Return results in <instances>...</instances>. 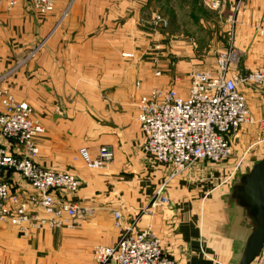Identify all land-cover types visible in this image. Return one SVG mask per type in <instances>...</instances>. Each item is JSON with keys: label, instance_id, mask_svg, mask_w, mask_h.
<instances>
[{"label": "crops", "instance_id": "crops-1", "mask_svg": "<svg viewBox=\"0 0 264 264\" xmlns=\"http://www.w3.org/2000/svg\"><path fill=\"white\" fill-rule=\"evenodd\" d=\"M208 1L211 0H61L55 14L38 20L47 29L44 36L37 19L28 11L17 7L8 10L0 5L1 83L34 108L46 129L38 139L41 165L69 171L81 180L78 192L65 195V199L95 208L94 217L70 234L82 246H113L118 241L113 211L120 208L127 216H137L171 174L168 166L155 162L143 151L137 102L141 95L166 87L172 79L165 72L163 57L155 52L156 45L141 36L129 41V29L135 31L141 20L152 17L156 10L177 19L181 10L188 11V16L196 14V8L206 10ZM215 1L223 2L224 25L233 30L234 45L244 52V70L261 68L264 38L258 36L257 28L264 22V0H243L238 9H234L238 0ZM64 6H70L68 17L57 26ZM21 34L28 38L22 43L16 41ZM36 44L40 47L34 58L16 63ZM182 64L172 68L179 71ZM156 71L165 74L160 78ZM136 83L141 87L136 89ZM238 141L235 150L240 154L248 140L241 136ZM105 145L110 147L113 161L101 170L88 169L78 150L87 147L92 158H96ZM254 146H259V150L246 160L249 163L264 157V141ZM233 166L193 164L168 181L169 207L159 209L153 217L140 219V228L151 227L177 264H232L230 247L217 241L208 221L203 222L202 218L203 210L212 215L213 202L230 184L218 183L203 190L205 195L194 187L198 182H207L215 171ZM14 176L18 181L13 183L15 190H31L19 175ZM3 224L6 225H0L13 233L0 229V238L8 237L12 242L66 234L43 231L23 238L7 223ZM263 261L264 253L258 264Z\"/></svg>", "mask_w": 264, "mask_h": 264}, {"label": "built area", "instance_id": "built-area-1", "mask_svg": "<svg viewBox=\"0 0 264 264\" xmlns=\"http://www.w3.org/2000/svg\"><path fill=\"white\" fill-rule=\"evenodd\" d=\"M21 1L0 0V5L12 10ZM26 2L37 14L49 15L61 0ZM69 8L63 16L68 15ZM152 25L166 26V22L157 14ZM257 34L264 38V22L258 26ZM36 52L37 49L33 50L30 57ZM240 58L239 52L229 49L219 54L216 73L192 71L186 95L174 89L155 88L139 97L137 119L144 135L143 150L157 163L168 166L171 174L152 202L134 218H128L121 209L113 211L120 238L114 246L94 249L96 264H177L151 227L140 228V219L153 217L159 209L169 207L166 186L170 179L197 162H226L233 155L234 135L245 125L256 123L240 86L264 89V62L257 70L241 71ZM44 133L32 108L26 102L16 101L8 90L0 89V224L11 225L22 237L48 230H74L95 214L93 206L65 199V195L75 194L81 188L78 177L35 162L39 156L36 142ZM7 140L21 147V154L10 153L12 144H2ZM79 157L90 170L104 169L113 161L107 146H101L96 158H92L88 148H81ZM14 174L30 186L29 192L15 190ZM234 175L235 168L225 179L226 185Z\"/></svg>", "mask_w": 264, "mask_h": 264}, {"label": "rangeland", "instance_id": "rangeland-1", "mask_svg": "<svg viewBox=\"0 0 264 264\" xmlns=\"http://www.w3.org/2000/svg\"><path fill=\"white\" fill-rule=\"evenodd\" d=\"M241 1L243 0H238L234 9H236V7L238 9L240 7ZM222 5L223 2L221 1L211 0L208 1L206 4L207 11L196 8V14L188 16L185 15L188 13V11L185 10L183 12V10H181L180 11L181 15L177 19H174L171 15H164L163 12L156 10V12L152 17L143 18V20H141L140 22V26L136 27L135 31L129 29L130 34L127 35L128 37H131L129 41L131 42L133 40L137 41L139 39L138 37L141 36L143 37L142 39H145L147 42L150 43V45L152 44L156 45L157 47L155 51L156 54L158 56L161 55V57H163L162 61L165 64L164 65V69L166 70L165 72L166 74H169L168 76L170 77V79H172L170 83L163 89H174L180 94H185L186 92H188L190 87V73L194 70L216 73L218 68L217 59L219 54L229 49L236 50L237 52L240 53L241 58L238 67L239 70L254 71V70H244L243 68L244 67L243 57L245 55L242 50H240L234 45V41H233L234 33L231 32L233 30L231 28H227L224 25L225 16L222 15L225 14L224 13L225 11L222 14V9H221ZM66 8H67L66 6L63 7L62 14L57 22V26L60 25L62 21L68 17V15L63 16L64 12H66ZM16 9L28 11L30 14L35 16V19H37L38 24H39L38 20L43 21L47 19L49 16L55 14L56 12L55 10L54 13L49 15H39L35 11H33V9L28 5L26 0H22L21 4ZM231 12L233 14L235 10L232 9ZM157 14H160L163 17V19L166 22V26L163 25L161 27H155L152 25V18L155 17ZM227 18L228 17H226V19ZM228 19L230 20L231 18L229 17ZM198 20L199 22H197ZM39 27H40V34L44 36L47 29L44 30L40 26V24ZM25 30L26 28L23 27V34L25 33ZM30 32H31L30 34L31 40H34L35 38V36L33 37L34 32L31 29ZM23 34L19 35L18 39L16 40L17 42L20 41L22 43L23 40L28 39V38L24 39ZM45 39L46 38H44V40ZM13 40H15V38ZM39 47L40 46L36 44L32 48H30L26 54L27 56L24 57L21 56L19 60H16V63L17 61L23 63L24 61H26V58H31L30 54L32 53V51L35 49L39 50ZM262 58H264V54ZM180 63L183 64L182 67L179 69V71L177 69L172 68L179 65ZM157 72H160V75H158V77L160 78L165 74L164 72L162 73L161 71H156V75ZM135 87L137 89V83L135 84ZM157 88H161V87H157ZM0 89L8 90L16 101L26 102L23 100H19L13 94L12 89L9 86L3 87V83H1V80H0ZM240 90L241 92H243L245 98L247 99L251 111V115L254 117L256 123L253 125H245L239 132H237L234 135L232 139L233 155L226 162L221 163L222 165L227 164L229 167L232 164L236 165L240 161H246L252 158L259 150V146H254V144L257 143L260 144L261 141H264V89L259 88L257 86H240ZM249 93L252 96L249 95ZM26 103L32 108L33 117L36 120H38L41 123V125L44 127L40 118L36 115L34 108L28 102ZM262 124L263 126L261 127ZM241 136H243L248 141L247 144L245 145V148L239 154V151L235 150V145H238L239 143L238 140L239 138L241 139ZM40 137L38 139H40ZM38 139L36 143L39 147V154H40V146L38 144ZM7 141L6 142L2 141V144L4 143H6L7 145L12 144L10 146V148H12V151L10 150V153L18 154V155L21 154L22 152L21 147H15V142L10 140ZM81 148H87V147H81ZM260 156L263 157V154H260ZM38 157L36 158L35 162L39 166L52 170H57L55 168L45 167L41 165V163L38 161ZM246 167H247L246 169L248 170L249 169L248 166ZM64 172H69V171H64ZM132 172H136V171L133 170ZM144 172L145 171L142 170V173ZM233 172H234V166L233 168H229V169L217 170L215 171L214 175H211L208 178L209 180L207 182H198L197 185H195L194 189L196 190V192H198V190L201 189V192L199 191L200 195H205L202 194L203 190L208 191L207 189H211L212 186L217 185L218 183L219 184L222 183L224 186H227L225 179L230 177ZM135 175L138 176L139 173L137 172L135 173ZM14 179L15 176L13 175L12 183H18V181ZM117 210H120V208ZM128 218H132V217L128 216ZM88 221H86V223ZM81 224L74 230H65V231L48 230L52 232L56 231V232L66 233V234H60V233L55 234L51 237V239L43 238V239H34L30 241L20 239L19 242L16 240H14L15 242H12L11 240H9L8 237L0 238V264H96L93 257L94 249L97 246H106V245H94V247H92L88 243L87 246L84 243V246H82V243L77 242L76 239L70 237V234L74 233V231H76L81 226ZM2 225H6V224H2ZM2 225H0V229L4 230V232L7 230L8 232L13 233ZM113 226L115 230H117L115 223ZM9 227L17 232V230L11 225H9ZM117 233L119 240L120 231L117 230ZM18 235L20 234L18 233ZM23 238H28V237H23ZM261 264H264V261Z\"/></svg>", "mask_w": 264, "mask_h": 264}, {"label": "water", "instance_id": "water-1", "mask_svg": "<svg viewBox=\"0 0 264 264\" xmlns=\"http://www.w3.org/2000/svg\"><path fill=\"white\" fill-rule=\"evenodd\" d=\"M234 168L228 190L213 202L212 215L203 210L202 218L217 241L230 247L232 264H258L264 253V157Z\"/></svg>", "mask_w": 264, "mask_h": 264}]
</instances>
